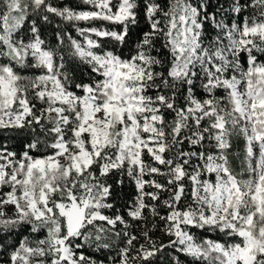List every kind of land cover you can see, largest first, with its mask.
<instances>
[{
	"label": "snow or ice",
	"instance_id": "6c2138e0",
	"mask_svg": "<svg viewBox=\"0 0 264 264\" xmlns=\"http://www.w3.org/2000/svg\"><path fill=\"white\" fill-rule=\"evenodd\" d=\"M0 264H264V0H0Z\"/></svg>",
	"mask_w": 264,
	"mask_h": 264
},
{
	"label": "trees",
	"instance_id": "16d2710c",
	"mask_svg": "<svg viewBox=\"0 0 264 264\" xmlns=\"http://www.w3.org/2000/svg\"><path fill=\"white\" fill-rule=\"evenodd\" d=\"M57 2L58 3H61V2H64V0H57ZM71 3H72L73 6H76V5H79L80 4V0H71ZM56 22H59V21H56ZM80 26L81 27H84V26H87V25H85V24L82 23ZM68 30L69 31H72V29L70 27H68ZM73 36L78 38V34L75 33L74 31H73ZM10 143H12L14 145V150H17V151L19 150V144H17L15 141H11ZM240 145L242 146V141L240 142ZM24 234H26V233H24ZM156 236L159 237L160 234L157 233ZM209 236H211V238H213V239L217 238L215 234H211L210 233ZM163 238L165 240L167 239V237H163ZM18 240H19V234L16 235V236H13V237H6V242H9V243L14 242V241H18ZM88 251L91 254V252L93 250L92 249H89Z\"/></svg>",
	"mask_w": 264,
	"mask_h": 264
},
{
	"label": "rangeland",
	"instance_id": "374dc122",
	"mask_svg": "<svg viewBox=\"0 0 264 264\" xmlns=\"http://www.w3.org/2000/svg\"><path fill=\"white\" fill-rule=\"evenodd\" d=\"M7 211H8L9 213H11L12 209H11V208H8Z\"/></svg>",
	"mask_w": 264,
	"mask_h": 264
}]
</instances>
